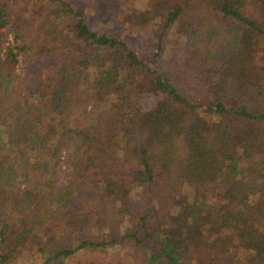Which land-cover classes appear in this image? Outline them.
<instances>
[{
    "label": "trees",
    "instance_id": "1",
    "mask_svg": "<svg viewBox=\"0 0 264 264\" xmlns=\"http://www.w3.org/2000/svg\"><path fill=\"white\" fill-rule=\"evenodd\" d=\"M37 1L72 24L45 27ZM14 2L0 0V264L35 236L60 243L40 248L42 264H111L100 257L120 243L147 264H264V0H121L134 42L63 0L24 5L42 33L28 39ZM34 50L62 54L17 76L19 51ZM73 133L82 196L70 198L47 177ZM36 186L34 215L15 214ZM110 201L129 221L120 237Z\"/></svg>",
    "mask_w": 264,
    "mask_h": 264
},
{
    "label": "rangeland",
    "instance_id": "2",
    "mask_svg": "<svg viewBox=\"0 0 264 264\" xmlns=\"http://www.w3.org/2000/svg\"><path fill=\"white\" fill-rule=\"evenodd\" d=\"M64 2H68L73 8L82 7L85 9V16L87 22L90 24H93L95 27L100 28L102 31H105L107 33H114L117 36L125 35L126 37L130 38L132 42L135 41L136 36H140L139 31L137 30L136 26L133 28H128V25L123 22L125 19L127 20V15L125 12V9L123 8V5L121 3V0H63ZM147 0H136L135 6L139 9H144L146 6ZM36 0H16L14 2L13 7V13H12V21L16 24V29H20L22 31V36L26 37L28 39L30 38H40L41 37V30L37 27V24L35 27L31 28L28 23L24 25L23 18H28V16H23L21 10L23 9L24 5H31L35 4ZM37 6L41 9L43 18V25L45 27L52 28V26H55L58 23H61L66 26H70L73 22L72 19L66 17L65 14H63L60 9L61 7L57 4L52 5L44 2L37 1ZM12 7V8H13ZM194 21H197L195 17H190ZM129 30H132L131 32ZM8 42L11 46H14L15 41L13 39V33L12 30H9L8 32ZM14 52H17L16 49H14ZM262 53V52H261ZM62 54V53H57ZM54 53L51 59L58 58L59 55ZM71 53L65 54L62 59L60 60L61 64L59 66L60 71H64L66 69L65 64L70 59ZM47 59L45 57V54H40L37 51H30V52H22L19 51L18 53V62L16 64V75L23 76L31 69H37L38 71L42 69L41 65L44 63H48L50 66L51 59ZM58 62V61H57ZM47 66V68H48ZM15 80H10L11 84H14ZM16 82V81H15ZM10 85V84H9ZM209 100L208 96L206 98H202L203 101ZM201 100V99H200ZM199 100V101H200ZM201 102V101H200ZM63 103L60 102V105ZM106 105V104H105ZM83 109V108H82ZM82 112H86L91 109V105H87L85 109L82 110ZM77 115V125L84 124L86 122L90 123V121H86V116L82 115L80 111H78ZM70 126H76L73 123L71 124L69 122ZM76 134L73 133L64 143L63 147L61 148V151L58 155L57 162H55L51 166V174L48 175V179H53L54 181V187L61 193L66 194L70 198L73 197L75 194H80L79 187L81 185V180L77 176L76 173V161H75V142H76ZM41 180L39 181L38 185L40 187ZM24 188V183L20 184V189L22 190ZM35 191L32 193L34 199L33 201L30 199L26 203L20 204L19 208L15 211L16 213H20L25 209V207H29V210L27 212L29 217H32L34 215V209L36 208L35 204L38 202V198H35L37 193V186L34 188ZM82 196V195H81ZM13 199V198H12ZM14 200V199H13ZM77 201H75V204ZM108 205V212L109 215L112 216V222L109 227L110 233L113 236L120 237V234L122 232H125V227L129 225L128 218L124 216L120 222V209L121 205L116 203L112 204L111 201L107 202ZM55 207V205H54ZM136 211V209L134 210ZM6 209L0 208V214H5ZM7 218H12V215H8ZM14 219V218H12ZM58 237H48V239L43 240L39 236H35L32 240L31 246L29 248V252L24 255L25 257L19 258L17 261H15V264H42L43 263V256L41 252L39 251L40 248H44L46 251V256L49 253L55 252V250L60 246ZM119 248H116L114 250L109 251L107 254H104L100 257V260L103 261H111V264H114L115 258L120 259L121 264H147V262L144 259V256L141 254L140 250L135 247L132 243L123 244ZM78 258V263L85 262L87 260H92L94 258L88 256V254H79L76 256L75 259H72V262L76 261ZM50 264H60L59 260L57 261H51ZM75 264V263H73ZM156 264H161L160 262Z\"/></svg>",
    "mask_w": 264,
    "mask_h": 264
}]
</instances>
